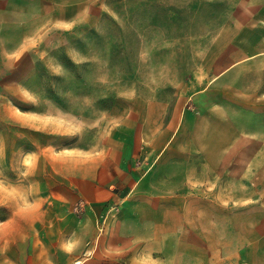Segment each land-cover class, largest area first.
<instances>
[{
	"label": "rangeland",
	"instance_id": "374dc122",
	"mask_svg": "<svg viewBox=\"0 0 264 264\" xmlns=\"http://www.w3.org/2000/svg\"><path fill=\"white\" fill-rule=\"evenodd\" d=\"M239 2L96 0L103 11L71 29L51 30L25 52L0 76L1 99L24 111L30 123L35 119V127H0V146L9 149L1 152L0 180L13 186L11 201L16 193L24 195L19 204L0 206V223L27 206L37 169L46 182L75 181L68 157L102 158L105 168L128 160L136 181L157 164L155 182L175 186L200 180V195L207 196L208 181L215 177L208 171L225 163L235 169L241 158L224 149L215 154L214 148L225 146L220 138L209 142L213 133L251 135L248 149L254 153L244 157L248 179L261 186L248 189V196L258 195L264 208V58L241 62L264 49V29L252 26L257 14ZM16 128L18 139L12 134ZM128 147L130 157L124 155ZM38 153L39 166L31 171ZM49 157L56 158L54 165L48 166ZM73 212H81L79 205ZM115 214L110 209L94 223L97 237L107 245ZM58 221L70 226L65 217ZM7 222L13 241H46L42 234L32 236L24 221L19 229L16 220ZM64 240L74 242L71 236ZM21 254L28 259L31 253ZM36 255L43 258L41 252ZM95 256L89 252L78 260Z\"/></svg>",
	"mask_w": 264,
	"mask_h": 264
},
{
	"label": "crops",
	"instance_id": "0c3cea01",
	"mask_svg": "<svg viewBox=\"0 0 264 264\" xmlns=\"http://www.w3.org/2000/svg\"><path fill=\"white\" fill-rule=\"evenodd\" d=\"M94 1L0 0V76L17 65L25 52L46 40L51 30L71 29L87 22L95 12L103 11L102 5ZM239 7L254 11L257 15L252 26L264 29V0H240ZM252 58H264V49L241 62ZM233 68L226 69L221 76ZM2 90L0 82V127H35V119L30 123L24 111L11 108L9 100L1 99ZM15 130L12 134L18 139L20 128ZM250 136L248 133L230 138L224 133L209 135V142L220 138L225 146L214 148L215 154H224L220 152L224 149L225 154L241 158L235 169L225 163L208 171L215 177L208 181L207 196L200 195V180L177 181L175 186L155 182L152 177L157 164L138 181L128 160L105 168L102 158L90 161L65 158L77 179L73 177L75 181L68 183L52 179L46 182L40 179L41 169H37L35 172L39 173L37 176L33 173L31 190L26 195L27 206L17 208L0 223V264H264V208L258 204L261 202L258 195L251 199L248 196V189L261 186L260 181L248 179L244 157L254 153L248 149ZM7 150L0 146V158L1 152ZM20 154L23 159L22 150ZM124 155L131 156L129 147ZM37 156L31 171L39 166L40 154ZM55 159L49 157L48 166L54 165ZM48 174L53 177L50 171ZM9 187L13 186L0 180V206L19 204V199H24L22 192L16 193L11 201ZM250 204L254 206L249 207ZM76 205L79 214L73 212ZM110 209L116 211L117 219H113V238L107 245L103 237H97L94 223L97 225ZM64 217L70 226L59 223ZM8 220H16L17 229L20 220L24 221L23 227L30 228L32 236L42 234L46 241L37 245L13 241L9 238ZM51 236L56 239L52 240ZM66 236H71L74 242L68 245ZM22 252H30V258L24 259ZM37 252L43 253L42 259ZM89 252H95V258L78 260Z\"/></svg>",
	"mask_w": 264,
	"mask_h": 264
}]
</instances>
